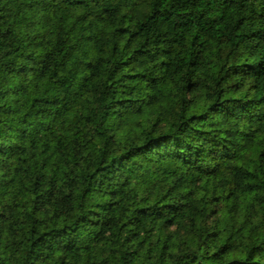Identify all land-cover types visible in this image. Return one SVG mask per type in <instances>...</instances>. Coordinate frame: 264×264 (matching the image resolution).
I'll return each mask as SVG.
<instances>
[{
    "label": "trees",
    "instance_id": "1",
    "mask_svg": "<svg viewBox=\"0 0 264 264\" xmlns=\"http://www.w3.org/2000/svg\"><path fill=\"white\" fill-rule=\"evenodd\" d=\"M0 264H264V0H0Z\"/></svg>",
    "mask_w": 264,
    "mask_h": 264
}]
</instances>
